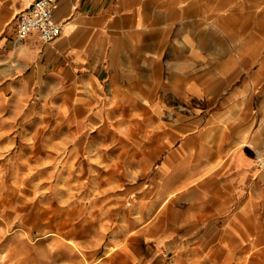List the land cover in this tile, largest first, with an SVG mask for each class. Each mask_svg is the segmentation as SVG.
I'll return each mask as SVG.
<instances>
[{"label": "crops", "instance_id": "crops-1", "mask_svg": "<svg viewBox=\"0 0 264 264\" xmlns=\"http://www.w3.org/2000/svg\"><path fill=\"white\" fill-rule=\"evenodd\" d=\"M33 1L0 0V90L59 108L48 145L143 174L137 217L158 225L133 240L163 264H264V0H53L58 35L19 39Z\"/></svg>", "mask_w": 264, "mask_h": 264}, {"label": "rangeland", "instance_id": "rangeland-1", "mask_svg": "<svg viewBox=\"0 0 264 264\" xmlns=\"http://www.w3.org/2000/svg\"><path fill=\"white\" fill-rule=\"evenodd\" d=\"M20 96L0 90V264H110L111 258L121 264L119 249L137 257L128 264H163L156 242L133 240L138 227L158 225L137 217L143 174L125 172L123 180L113 181L110 172L93 169L95 155L73 152L74 139L57 148L48 145L59 141L46 137L63 126L59 108L40 106L36 93L28 103ZM157 192L152 186L146 200L154 203ZM45 202L54 209L40 222L39 204ZM173 253L164 252L166 263ZM172 264L193 263L182 251Z\"/></svg>", "mask_w": 264, "mask_h": 264}, {"label": "built area", "instance_id": "built-area-1", "mask_svg": "<svg viewBox=\"0 0 264 264\" xmlns=\"http://www.w3.org/2000/svg\"><path fill=\"white\" fill-rule=\"evenodd\" d=\"M32 30H38L44 40L55 38L61 30V24L55 18L53 0H34L30 6L19 14L17 36L25 38ZM258 168H264V152L256 158Z\"/></svg>", "mask_w": 264, "mask_h": 264}, {"label": "bare ground", "instance_id": "bare-ground-1", "mask_svg": "<svg viewBox=\"0 0 264 264\" xmlns=\"http://www.w3.org/2000/svg\"><path fill=\"white\" fill-rule=\"evenodd\" d=\"M64 207V206H63ZM52 209H54V207H52V204L50 202H45L43 204H39V211H38V217L40 222L42 221V219H44V215H48L47 213H49ZM49 216V215H48ZM47 216V218H48ZM25 223V222H24ZM147 223V222H146ZM75 244V243H74ZM71 246V245H70ZM121 254V255H120ZM126 254L124 249H119L116 253L115 256H122V260L123 261L121 264H128L129 260L133 261L135 259H137V257L135 255H123ZM143 256V255H142ZM153 256V255H152ZM149 258V257H148ZM176 263V262H175ZM110 264H118L115 262V259L110 260ZM133 264H137V263H133ZM147 264H151L150 262H148Z\"/></svg>", "mask_w": 264, "mask_h": 264}]
</instances>
